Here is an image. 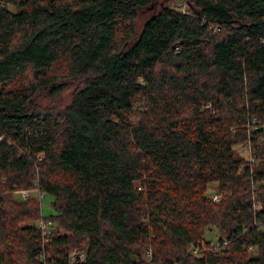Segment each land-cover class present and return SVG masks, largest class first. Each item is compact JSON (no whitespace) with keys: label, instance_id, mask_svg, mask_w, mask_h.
I'll list each match as a JSON object with an SVG mask.
<instances>
[{"label":"trees","instance_id":"trees-1","mask_svg":"<svg viewBox=\"0 0 264 264\" xmlns=\"http://www.w3.org/2000/svg\"><path fill=\"white\" fill-rule=\"evenodd\" d=\"M76 249L264 264V0H0V264Z\"/></svg>","mask_w":264,"mask_h":264},{"label":"rangeland","instance_id":"rangeland-1","mask_svg":"<svg viewBox=\"0 0 264 264\" xmlns=\"http://www.w3.org/2000/svg\"><path fill=\"white\" fill-rule=\"evenodd\" d=\"M162 2V1H161ZM163 2H164V0H163ZM179 2V1H178ZM177 1H170L169 2V4H171V5H177V4H179ZM151 9H154L155 10V7H152ZM147 10L146 11H144V12H142V14L145 16V15H147ZM140 19H141V16H140ZM72 92H73V86L72 87H69V88H67V89H65L64 91H63V93L62 94H60V96H58V98L62 101V103L63 104H66V103H68L69 101H70V99H71V96H72ZM48 99L49 98H43L42 99V103H47L48 102ZM237 147V149L241 152V154L242 155H244V156H246V157H248V156H250V150H249V148L248 147H245V146H241V145H237L236 146ZM215 183H213V184H211L210 185V187H209V190L212 192V193H214V191H215ZM21 194V193H20ZM18 196H20L21 198H23L24 197V194H22V195H19V194H16V197H18ZM217 198H218V196H217V194H214V199H216L217 200ZM53 199V197H52V195H49V194H45V196H44V199H43V209H44V213L45 214H47L49 211H50V208H51V206H50V201ZM221 235H223L224 237L226 236V234L225 233H222L221 231H219V230H217L216 228H214V229H212L211 230V232L210 231H208L207 230V233H206V236L208 237V238H211V237H213V239L215 238V237H219V236H221ZM216 238V239H217ZM212 239V240H213ZM214 241H216L215 239H214ZM255 253H257V250L256 249H251V254H255Z\"/></svg>","mask_w":264,"mask_h":264},{"label":"built area","instance_id":"built-area-1","mask_svg":"<svg viewBox=\"0 0 264 264\" xmlns=\"http://www.w3.org/2000/svg\"><path fill=\"white\" fill-rule=\"evenodd\" d=\"M22 194H24L23 198H26L29 195V192L27 190H23V191H21V195ZM43 225H48V224H47V222H40L37 226H43ZM85 256L86 255H85L84 251L76 249L70 254L71 263L75 264L76 260L82 262L85 260Z\"/></svg>","mask_w":264,"mask_h":264}]
</instances>
